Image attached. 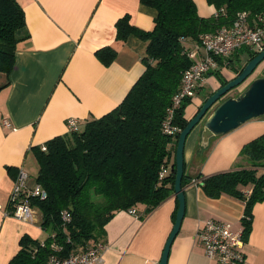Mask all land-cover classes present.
I'll return each mask as SVG.
<instances>
[{
	"label": "crops",
	"instance_id": "1",
	"mask_svg": "<svg viewBox=\"0 0 264 264\" xmlns=\"http://www.w3.org/2000/svg\"><path fill=\"white\" fill-rule=\"evenodd\" d=\"M17 2L24 12L27 38L17 44L10 73H0V264H9L19 250L21 236L28 235L39 242L47 237L39 225V213L37 222L5 214L16 170L21 167L26 171L28 186L36 184L33 147L67 133L68 118H76L82 125L123 100L145 69V42L134 35L125 41L116 40L115 23L127 14L131 25L150 30L156 17V11L139 0ZM193 2L201 17L217 12L206 0ZM105 46L116 52L109 64L96 56V51ZM243 61L242 57L238 64ZM219 71L227 81L236 75L229 67ZM219 86L214 75L206 74L185 107L184 118L188 121ZM200 130L201 123L185 140L184 173L192 180L184 189V214L166 264H216L204 255L196 236L198 228L209 218L229 222L234 228L243 226L242 200L226 194L210 198L193 181L197 175L248 166L239 152L244 144L264 133V115L211 138L205 158L199 163L194 152ZM242 190L249 192L250 186ZM144 209L138 206L136 215L119 211L106 223L103 240L107 249L102 264H158L173 227L177 202L173 194L151 212L145 213ZM251 214L241 264H264V199L252 207Z\"/></svg>",
	"mask_w": 264,
	"mask_h": 264
},
{
	"label": "trees",
	"instance_id": "2",
	"mask_svg": "<svg viewBox=\"0 0 264 264\" xmlns=\"http://www.w3.org/2000/svg\"><path fill=\"white\" fill-rule=\"evenodd\" d=\"M139 2L156 11L153 27L137 28L129 23L126 14L115 23V38L125 41L134 35L145 42V69L112 110L86 120L76 132L51 138L44 144V151L32 148L37 163L36 183L47 197L33 198L31 204L39 212V225L47 237L39 242L28 235L21 236L19 250L9 264H47L53 252L51 245L61 248V257L83 250L104 239V226L115 213L136 210L138 206H144V212L149 213L171 197L174 151L178 133L187 124L184 110L190 99H184L174 110L172 124L179 129L176 136L164 134L161 124L183 72L192 63L188 50L198 43L200 35L230 26L238 12H247L251 25H259V16L264 18V0H206L217 11L209 17L198 15L193 0ZM24 31L25 16L17 0H0V73H10L17 44L27 38ZM186 43L192 45L188 47ZM115 53L112 47L105 46L96 51V56L109 64ZM243 55L246 62L254 56L240 49L227 60V67L236 74L243 66L238 64ZM218 63L222 67V61L218 59ZM219 70L207 75H214L224 85L227 80ZM207 148L197 143L194 157L199 163ZM239 156L249 165L197 175L194 181L210 198L226 194L244 202V214L249 216L242 221L246 240L252 207L264 199V133L244 144ZM162 166H168L169 171L160 178ZM184 169L183 166L180 184L183 191L192 180ZM258 171L262 173L258 175ZM245 186H250L249 192L242 190ZM63 210L71 216L67 223L60 217Z\"/></svg>",
	"mask_w": 264,
	"mask_h": 264
},
{
	"label": "built area",
	"instance_id": "3",
	"mask_svg": "<svg viewBox=\"0 0 264 264\" xmlns=\"http://www.w3.org/2000/svg\"><path fill=\"white\" fill-rule=\"evenodd\" d=\"M221 12L223 10L221 9ZM259 25H251L247 12H238L234 21L228 27L202 34L197 44L188 50L187 56L192 60L180 80L178 91L172 96L166 109L165 118L162 121V132L169 136H176L179 129L172 124L174 110L184 99H192L196 89L204 81L208 72L219 70L218 59L222 61V67H227L228 58L241 48H245L253 55L264 49V18L258 17ZM3 124L6 125L4 120ZM67 132H76L81 128V123L76 118L66 120ZM44 151L45 145L40 146ZM169 171L168 166H162L159 177H164ZM28 175L23 168H18L9 193L8 209L6 215L22 221L37 222L38 210L31 204V199L44 200L47 193L38 183L28 186ZM196 183L195 181H193ZM129 213L136 215V210L130 208ZM63 223L70 220L68 210L60 213ZM242 220L249 219L243 214ZM196 236L200 242L204 255L216 264H241L244 260L243 227L234 228L229 222H223L209 218L198 228ZM53 252L50 254L47 264H102L103 253L107 249L104 240L96 241L93 245L76 252H70L61 257L59 246L51 245Z\"/></svg>",
	"mask_w": 264,
	"mask_h": 264
},
{
	"label": "water",
	"instance_id": "4",
	"mask_svg": "<svg viewBox=\"0 0 264 264\" xmlns=\"http://www.w3.org/2000/svg\"><path fill=\"white\" fill-rule=\"evenodd\" d=\"M264 60V49L249 59L232 79L220 85L202 102L196 113L178 133L174 151V196L177 209L173 227L164 244L158 264H166L171 242L179 230L184 214V191L181 189L183 175V150L186 137L201 123L198 145L206 148L213 137L224 135L250 119L264 115V75L254 78L236 96L224 97L230 90L241 85Z\"/></svg>",
	"mask_w": 264,
	"mask_h": 264
},
{
	"label": "rangeland",
	"instance_id": "5",
	"mask_svg": "<svg viewBox=\"0 0 264 264\" xmlns=\"http://www.w3.org/2000/svg\"><path fill=\"white\" fill-rule=\"evenodd\" d=\"M241 49H244L245 50V48H241ZM242 57L245 58V61H243V63L241 65H244L246 63L247 58L244 55ZM263 75H264V60L255 68V70L251 73V75L241 85H239L238 87L230 90L224 97H227V96H236L254 78H257V77H260V76H263ZM35 167H36V163H35Z\"/></svg>",
	"mask_w": 264,
	"mask_h": 264
}]
</instances>
